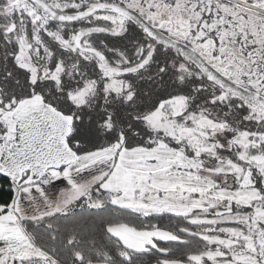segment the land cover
Here are the masks:
<instances>
[{"label":"snow or ice","instance_id":"snow-or-ice-1","mask_svg":"<svg viewBox=\"0 0 264 264\" xmlns=\"http://www.w3.org/2000/svg\"><path fill=\"white\" fill-rule=\"evenodd\" d=\"M0 264H264V0H0Z\"/></svg>","mask_w":264,"mask_h":264}]
</instances>
